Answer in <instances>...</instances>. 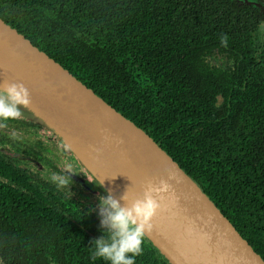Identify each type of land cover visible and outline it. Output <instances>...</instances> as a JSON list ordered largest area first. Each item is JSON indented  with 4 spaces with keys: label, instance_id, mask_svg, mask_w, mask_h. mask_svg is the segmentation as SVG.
Listing matches in <instances>:
<instances>
[{
    "label": "trees",
    "instance_id": "obj_1",
    "mask_svg": "<svg viewBox=\"0 0 264 264\" xmlns=\"http://www.w3.org/2000/svg\"><path fill=\"white\" fill-rule=\"evenodd\" d=\"M258 9L233 0H0L3 19L161 143L264 259ZM215 52L232 65L213 66ZM25 140L0 130L9 150L26 153ZM49 176L0 150V264H106L85 230L99 229L82 215L87 197ZM78 212L85 227L67 218ZM135 263L161 264L148 251Z\"/></svg>",
    "mask_w": 264,
    "mask_h": 264
},
{
    "label": "water",
    "instance_id": "obj_2",
    "mask_svg": "<svg viewBox=\"0 0 264 264\" xmlns=\"http://www.w3.org/2000/svg\"><path fill=\"white\" fill-rule=\"evenodd\" d=\"M233 1L264 12V0ZM12 83L23 84L29 92L30 104L21 117L49 130L92 177L102 181V187L82 182L94 194L118 201L125 196L127 201L120 202L129 206L143 198L149 182L159 186L160 180L175 177L171 194H166L151 229L144 233L169 264H264L161 143L0 16V88Z\"/></svg>",
    "mask_w": 264,
    "mask_h": 264
},
{
    "label": "clouds",
    "instance_id": "obj_3",
    "mask_svg": "<svg viewBox=\"0 0 264 264\" xmlns=\"http://www.w3.org/2000/svg\"><path fill=\"white\" fill-rule=\"evenodd\" d=\"M29 104V92L23 84H5L0 88V121L19 118L22 109ZM51 179L57 187L68 186L72 181L67 174L53 173ZM173 180L175 177L169 175L159 181V186L149 182L143 198L134 200L129 206L120 202L127 201L125 196L120 201L111 195L99 196L96 208L90 209V212L97 211L100 217L101 232L97 239L91 241L93 256L106 264H135V258L142 254L143 235L151 229V220L167 198L166 194H171L170 182ZM88 181L102 187V181H97L95 177Z\"/></svg>",
    "mask_w": 264,
    "mask_h": 264
},
{
    "label": "flooded vegetation",
    "instance_id": "obj_4",
    "mask_svg": "<svg viewBox=\"0 0 264 264\" xmlns=\"http://www.w3.org/2000/svg\"><path fill=\"white\" fill-rule=\"evenodd\" d=\"M258 10L261 11V13H263L264 15L263 10ZM263 33L264 31L260 32V34ZM12 120L15 122V124H18V126L5 127L0 125V130L13 136H22L26 138V140L23 141V143L25 142V146H27L26 153H22L21 151L15 149L9 150V148L7 149V147H4L5 145L0 146V150L4 154L11 157H13L12 155H10L11 152L16 153L18 156L13 158H16L18 162H20V166L24 169L26 168L29 170H33L34 173H37L38 171H43L45 174L47 173L49 175H52L53 173L70 175L72 179V184L77 187L76 194H82L83 197H87L89 202L88 205H84L85 208H89V210H81L82 212L85 211V213L82 215H89L91 219L95 220V222L97 221L98 223L100 221V217L98 216L97 211L93 210L90 212V209L96 208L99 196L98 194H94L93 192H91L82 183L87 182L88 180H91L93 178L87 172L85 167L75 158L72 153H69L65 150L64 144L60 142V140L56 136L50 133V131L44 128L42 125H39L38 123L32 122L29 119L23 118L21 116L17 119ZM5 128L7 129V131L5 130ZM50 145L51 147H49ZM59 153L64 156L61 157ZM64 157H66V159ZM38 158L42 159L44 163H40L41 160H39ZM49 178L51 179V176H49ZM69 185L60 187V189L64 191H69ZM83 217L78 212L77 214L68 216L67 218H69L76 225L80 227H85L83 224V222L85 221ZM86 224L88 227L94 230L90 231L88 229H85L86 232L89 233V235L94 240L97 239L99 236L94 233H100L99 235H101L100 229H98L96 226L94 227L93 223L91 222H87ZM145 251L151 253L161 264H169L158 252V250L153 246V244L150 243L148 239L143 235L142 253H145ZM49 264H56V262L51 260Z\"/></svg>",
    "mask_w": 264,
    "mask_h": 264
},
{
    "label": "rangeland",
    "instance_id": "obj_5",
    "mask_svg": "<svg viewBox=\"0 0 264 264\" xmlns=\"http://www.w3.org/2000/svg\"><path fill=\"white\" fill-rule=\"evenodd\" d=\"M263 28H264V15L262 17V25L260 26V30L263 29ZM210 63L212 65H215L217 67H222V68H228L229 66L232 65L230 60L227 58V56H225L223 54H220L219 52H215V53L212 54V57L210 59ZM49 147H51V145ZM50 155H51V153H50ZM59 155L61 157L64 156V155H61L60 153H59ZM64 158L66 159V157H64ZM59 159H60V157H59Z\"/></svg>",
    "mask_w": 264,
    "mask_h": 264
}]
</instances>
